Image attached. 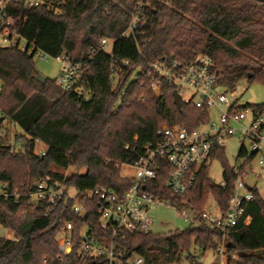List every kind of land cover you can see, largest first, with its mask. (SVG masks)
<instances>
[{
  "label": "trees",
  "instance_id": "trees-1",
  "mask_svg": "<svg viewBox=\"0 0 264 264\" xmlns=\"http://www.w3.org/2000/svg\"><path fill=\"white\" fill-rule=\"evenodd\" d=\"M137 2L66 0L59 15L43 7L6 4V16L22 38L52 58L67 54L80 70L72 90L63 92L55 79L37 80L32 55L0 47V181L17 195L6 199L0 195V225L13 235L0 237V264H106L103 258L79 259L77 244L61 251L57 241L66 222L73 224L76 240L85 227L98 240L108 237L99 227L95 198L87 213L77 217L67 199L47 211L43 203L29 204L27 193L45 178L66 189L102 186L122 193L132 184L121 177L122 164H132L146 145L156 144L163 125L193 129L207 121L193 105L174 104L173 86L164 84L161 95L155 96L148 85L136 83L131 78L137 67L162 55L188 60L200 54L215 63L219 84L231 87L244 79L264 88V0H152L145 10L143 35L137 40L120 38ZM103 38L116 39L110 55L98 50ZM91 48L97 50L93 57L88 56ZM122 60H129V65ZM112 65L117 67L114 80ZM253 108L263 110L264 102ZM4 120L21 130L15 141L18 147L1 135ZM36 142L43 145V155L35 151ZM213 157L224 161V149H216ZM252 157L241 144L237 158H245L242 171ZM164 167L158 163L157 177L146 188L188 205L197 224L168 234L124 233L114 239L115 253L123 254L114 264H132L126 260L130 252L142 264L172 262L182 254L189 258L190 246L203 253L222 247L228 264H264V200L256 189L251 188L253 197L241 218L249 219L248 225L239 221L232 231L223 232L204 221L201 213L209 194L220 213L226 209L235 180L231 168L223 167V185H215L204 166L186 193L173 195L165 187ZM53 168L74 172L63 174Z\"/></svg>",
  "mask_w": 264,
  "mask_h": 264
},
{
  "label": "built area",
  "instance_id": "built-area-1",
  "mask_svg": "<svg viewBox=\"0 0 264 264\" xmlns=\"http://www.w3.org/2000/svg\"><path fill=\"white\" fill-rule=\"evenodd\" d=\"M152 0H138L129 13V23L121 33L120 38L134 39L143 35L146 22L145 10L151 6ZM9 2L21 4L24 7H43L52 15L62 12L66 0H0V47H15L26 51L40 60H48L50 56L28 43L17 32L12 21L6 16L5 6ZM115 38H103L99 42V51L111 54ZM97 50L91 48L88 56L93 57ZM55 59L60 63L56 85L63 92L72 90L75 78L80 70V64L73 62L70 57L62 53ZM123 65H129V60H122ZM117 67L110 68V79H117ZM136 74L131 78L143 86L148 85L155 96H160L164 84L173 86L178 94L180 103L191 104L207 115V121L193 129H186L177 124L163 125L159 132V141L154 145H146L144 153L132 164H122L127 167L129 174H120L124 179H131L132 184L122 193L112 188L97 186L86 191L75 190L69 193L62 185L51 182L48 178L41 179L34 184L27 193L28 203L33 207L43 203L47 211L53 210L64 198L71 201V211L77 217L87 213V205L92 198L97 201L96 213L99 227L109 233L108 237L96 239L85 227L78 236L73 235L74 226L66 222L62 231L63 240L61 251H69L77 244L75 254L79 259L103 258L106 264L119 263L122 253H115L114 239L122 237L124 233L150 232L149 210L163 205L173 207L180 205L168 198L155 195L146 188V183L157 177L158 163L165 164V187L173 195H182L191 188L197 178L199 170L208 165L216 149H224V141L233 134H238L248 141L247 153L252 154V162L256 161L260 172L264 171V109L258 110L239 102L234 86L221 85L217 81L215 63L205 55L196 54L191 59L183 60L173 55H162L153 62L139 66ZM1 85V84H0ZM242 105H244L242 107ZM215 111L217 122H210L209 114ZM127 148V146H126ZM44 154V148L40 150ZM231 168L235 174L233 190L227 201V206L218 218H213L205 212L201 218L212 224L218 230L230 232L241 221L242 226L249 223V219H242L245 205L252 200L251 188L245 184V176L252 171L251 164L242 171L245 158ZM251 162V163H252ZM144 186V188H142ZM0 195L6 198H16V194L7 191V183L0 181ZM177 208V212L184 210ZM77 241V242H76ZM203 253V252H202ZM213 253L217 264H228L229 258L218 247ZM204 254V253H203ZM127 262L142 264V259L130 252ZM186 257L187 255L184 254ZM234 258V256H233ZM200 264V263H199Z\"/></svg>",
  "mask_w": 264,
  "mask_h": 264
},
{
  "label": "rangeland",
  "instance_id": "rangeland-1",
  "mask_svg": "<svg viewBox=\"0 0 264 264\" xmlns=\"http://www.w3.org/2000/svg\"><path fill=\"white\" fill-rule=\"evenodd\" d=\"M34 65L38 74L45 78L56 79L59 71L60 63L55 58H48V60H40L36 57L33 58ZM234 89L239 97L241 104H247L248 107H253L264 102V88L258 82L248 84L246 80L242 79L234 84ZM210 122H217L218 115L215 111H211L209 114ZM1 129V135L5 138L6 143L12 145L15 144L18 147L16 138L21 130L14 125L6 121H3ZM243 144L248 147V141L243 140L238 134L229 136L224 141V161L219 158L213 157L208 162V177L215 185H223V167L227 166L232 168L236 166L241 160L237 158L238 150ZM43 145L36 142L35 151L38 152L43 149ZM224 163V164H223ZM252 171H250L244 178V182L247 186L256 189L262 199L264 200V171L260 172L259 166L256 161L251 163ZM55 171L68 174L74 172L72 168L62 169L53 168ZM131 170L127 167H121L120 173L129 174ZM83 173V170L80 171ZM69 193H74V188L69 189ZM184 210L183 214L177 212V208ZM203 212L209 214L213 218L220 216L219 209L216 201L211 194L207 196L205 201ZM150 225L149 229L152 234H168L175 231H183L189 226H195L197 222L194 221L195 214L192 209L186 204L174 205L173 207H167L158 205L149 210ZM0 237L13 239L12 232L0 225ZM63 235L60 234L57 238L58 244L61 247ZM189 258L182 254L176 260L172 262H162L161 264H217V258H213V253L207 251L202 253L201 249L195 246L189 247Z\"/></svg>",
  "mask_w": 264,
  "mask_h": 264
},
{
  "label": "water",
  "instance_id": "water-1",
  "mask_svg": "<svg viewBox=\"0 0 264 264\" xmlns=\"http://www.w3.org/2000/svg\"><path fill=\"white\" fill-rule=\"evenodd\" d=\"M36 78L38 81L43 82L45 80V77L41 76L40 74L36 75ZM172 97H173V102L177 107H180L181 103L179 101V97L178 94L176 93V91L172 92ZM244 105H242L243 107ZM142 188H144V186H142Z\"/></svg>",
  "mask_w": 264,
  "mask_h": 264
},
{
  "label": "crops",
  "instance_id": "crops-1",
  "mask_svg": "<svg viewBox=\"0 0 264 264\" xmlns=\"http://www.w3.org/2000/svg\"><path fill=\"white\" fill-rule=\"evenodd\" d=\"M4 121H6V120H4Z\"/></svg>",
  "mask_w": 264,
  "mask_h": 264
}]
</instances>
